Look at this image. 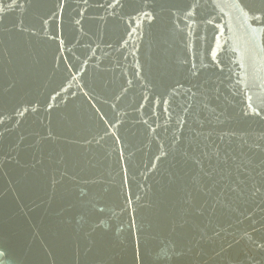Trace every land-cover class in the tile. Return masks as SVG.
<instances>
[{
  "label": "water",
  "instance_id": "95a60500",
  "mask_svg": "<svg viewBox=\"0 0 264 264\" xmlns=\"http://www.w3.org/2000/svg\"><path fill=\"white\" fill-rule=\"evenodd\" d=\"M0 264H264V0H0Z\"/></svg>",
  "mask_w": 264,
  "mask_h": 264
}]
</instances>
